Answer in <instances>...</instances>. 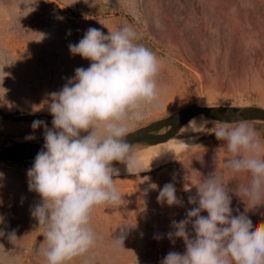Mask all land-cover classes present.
Here are the masks:
<instances>
[{"label": "rangeland", "instance_id": "374dc122", "mask_svg": "<svg viewBox=\"0 0 264 264\" xmlns=\"http://www.w3.org/2000/svg\"><path fill=\"white\" fill-rule=\"evenodd\" d=\"M125 25L160 62L157 98L143 104V119L125 118L129 132L192 104L264 107V0H0V146L30 135L35 138L28 141H44L43 126L34 130L31 125L43 120L52 127L48 94L61 90L76 68L91 63L73 56L68 45L78 43L89 27L107 34ZM246 123L264 143V122ZM225 144L209 131L166 160L139 162L148 169L140 174L126 171L114 177L122 199L93 208L96 243L66 264H160L170 251L183 253V239L173 244L167 236L171 222L198 206L188 197L196 196L194 185L215 171L228 185L233 215L245 212L248 197L244 201L235 191L250 183L251 174L227 167L233 154ZM33 163L0 160V230L5 233L0 264H47L40 251L47 247L45 228L30 212L41 199L28 187ZM170 182L182 205L158 203L159 190ZM185 184L191 191H184ZM248 207L245 214L254 225L264 221V204ZM122 224L133 225L124 248L114 241ZM13 231L14 244L8 239Z\"/></svg>", "mask_w": 264, "mask_h": 264}, {"label": "clouds", "instance_id": "9594fccd", "mask_svg": "<svg viewBox=\"0 0 264 264\" xmlns=\"http://www.w3.org/2000/svg\"><path fill=\"white\" fill-rule=\"evenodd\" d=\"M138 39L139 34L127 25L109 29L107 34L89 27L78 43L68 47L73 56L80 55L91 61L90 65L76 68L61 90L48 94L52 127L43 120L32 122L34 130L43 126L45 143L27 171L29 191L41 198L30 212L38 226L45 228L42 235L47 247L40 251L47 264H66L95 245L93 208L115 205L122 199L115 186L114 177L120 170L113 166L114 161L126 164L131 174L148 170L139 165L123 122L129 114L143 119V104L152 103L158 95L160 62L151 49L136 42ZM209 123L214 125L211 133L226 142L224 146L233 154L225 162L227 167L251 174L250 183L235 191L243 200L248 197L245 212L233 215L230 190L216 171L205 177L194 185L196 196L188 197L190 204L198 206L188 209L184 219L173 220V231L167 234L173 244L182 238L185 251H170L160 264H264V221L254 225L245 214L249 203L251 209L264 204V143L256 129L242 120L230 127L194 119L188 128L196 131ZM184 191H191V187L185 184ZM157 201L168 206L183 203L171 182L159 190ZM204 211L207 216L202 215ZM131 227H119L120 234L114 237L117 246L124 248ZM8 239L14 244L18 239L15 231Z\"/></svg>", "mask_w": 264, "mask_h": 264}, {"label": "water", "instance_id": "95a60500", "mask_svg": "<svg viewBox=\"0 0 264 264\" xmlns=\"http://www.w3.org/2000/svg\"><path fill=\"white\" fill-rule=\"evenodd\" d=\"M201 106L192 104L186 106L169 116L154 121L144 127L130 131L127 139L134 146L143 144H155L165 139L175 137L179 134L183 124L192 116L202 115L213 120L215 125L236 124L239 121H261L264 122V107L241 106V105H209ZM27 117H39L38 115H27ZM53 119V116H48ZM212 124L210 127H213ZM209 127V128H210ZM45 141L18 142L8 146H0V160L15 163L31 162L37 153L43 148Z\"/></svg>", "mask_w": 264, "mask_h": 264}, {"label": "bare ground", "instance_id": "6f19581e", "mask_svg": "<svg viewBox=\"0 0 264 264\" xmlns=\"http://www.w3.org/2000/svg\"><path fill=\"white\" fill-rule=\"evenodd\" d=\"M194 119L198 123L204 119L211 120L207 116H202V115L192 116L188 121H186L183 124V127L177 136L165 139L155 144L149 143V144L134 146L133 151L138 155L139 162H144L147 160H152V161L166 160L170 155H172L175 151L180 149L183 145L192 142L193 140L199 138L206 132L213 131L212 129L213 127H210L212 123L207 124V126L204 127L203 129L195 128L196 131L191 130L190 128H188V125L189 122ZM216 126H220V125H216ZM28 140L29 139L27 138H12V141L9 142L10 144L7 143L6 146L13 144V141L38 142L37 140L34 141H28ZM31 162H34V160ZM113 166L118 168L120 170V173L127 171L126 164H122L114 161Z\"/></svg>", "mask_w": 264, "mask_h": 264}]
</instances>
